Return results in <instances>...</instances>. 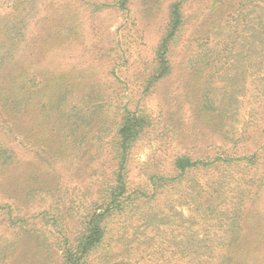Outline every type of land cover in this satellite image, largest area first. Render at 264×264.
Instances as JSON below:
<instances>
[{
	"label": "rangeland",
	"instance_id": "374dc122",
	"mask_svg": "<svg viewBox=\"0 0 264 264\" xmlns=\"http://www.w3.org/2000/svg\"><path fill=\"white\" fill-rule=\"evenodd\" d=\"M53 1L54 8L43 4L36 14L53 12L55 17L48 23L35 20L30 26L35 35L40 29L59 32L54 39L56 45L43 55L41 66L66 73L72 81L69 92L73 97L79 90L92 87L103 95L102 107L108 115L104 131L107 138L114 133L118 106L127 104L130 109L144 110L150 116V126L130 151V187L146 186L150 174L156 171L171 172L178 154L188 153L195 159H212L217 155L232 159L230 166L220 163L192 171L180 186L183 188H171L168 197L176 201L185 191L219 186L216 178L228 176L229 172L235 179L231 181L234 198L239 189L248 194L257 189L258 203L244 215L247 226L241 234L249 236L251 242L257 241L251 244L260 245L253 257L264 264V96H253L256 91L251 72L245 77L244 89H239L235 76L225 73L228 65L224 59L217 63L220 73L213 79L209 77V66L191 61L196 59L198 43L218 50L226 46L228 31L224 25L230 17H215L212 12L234 13L240 0H186V25L169 53L171 72L149 90L145 82L155 66V50L166 31L170 5L175 0H130L126 10L114 7L115 0ZM105 1L111 7L95 10V3ZM262 2L256 6H264ZM263 10L264 7L254 9L261 14ZM195 29L199 32L194 33ZM208 98L219 102L217 113L209 115L211 111H202ZM96 116L94 113L93 117ZM66 134V128L57 131V147L64 151L56 158L30 142L11 141L17 156L12 167L0 171V201L7 205L0 208V264H62L58 239L61 234L54 222H60L61 217L66 219L72 237L73 214L86 213L99 187L114 175L116 166L109 144L88 152V148L76 149L73 137L67 146H60ZM19 177H23L28 192L22 200L15 201V188L11 185ZM166 200L161 196L158 203L163 206L169 203ZM191 207L178 204L187 215ZM249 207L247 202L246 211ZM21 218L29 225L27 233L16 232L8 220L19 223ZM254 225L261 236L253 235ZM105 251L96 255L97 262ZM152 262L150 255L144 254L137 264ZM119 264L125 261L120 259Z\"/></svg>",
	"mask_w": 264,
	"mask_h": 264
},
{
	"label": "trees",
	"instance_id": "16d2710c",
	"mask_svg": "<svg viewBox=\"0 0 264 264\" xmlns=\"http://www.w3.org/2000/svg\"><path fill=\"white\" fill-rule=\"evenodd\" d=\"M129 2L115 0L113 6L126 10ZM258 2L260 0H240L235 12L230 14L220 10L212 12L215 17H230L224 25L228 43L220 50L209 45L204 48L198 43L196 59L191 60L209 66L212 72L209 77L213 79L220 73L217 63L224 59L228 65L225 73L235 76V85L241 90L245 77L251 72L254 97L264 96V14L254 11L264 6H256ZM43 4L46 8L55 5L53 0H0V171L6 172L7 166L12 167L17 156L12 140L30 142L55 158L62 156L64 148L57 147L56 134L63 128L69 130V134L64 135L60 146H67L73 137L76 149L88 148V152L109 144L116 166L112 178L106 179L97 190L87 212L81 216L73 214L72 237L66 219L61 217L60 222H54V228L61 234L58 237L61 263L119 264L121 259L125 264H137L142 255L149 254L154 264H248L250 260L261 264L253 257L260 245L252 246L257 241L251 242L249 236L241 234L247 226L244 215L258 203L257 189H251L250 194L239 189L234 198L231 181L235 179L229 172L228 176L215 177L219 186L209 185L207 190L198 184L202 188L180 193L176 200L179 203L168 197L171 188H183L180 186L192 171L220 163L230 166L232 159L226 160L220 155L195 159L188 153L178 154L171 172L156 171L150 174L146 186L130 187V151L150 126V116L144 110L130 109L127 104L118 106L114 133L111 138L104 136L108 115L102 107L103 95L92 87L79 90L73 97L69 92L72 81L66 73L41 66L43 55L53 49L54 39L59 35V32L43 29L36 35L31 33L30 26L35 20L48 23L55 17L53 12L43 16L36 14ZM185 4L186 0H175L170 5L169 22L155 50V66L145 82L147 90L171 72L169 53L186 25ZM94 7L101 10L111 4L105 1L95 3ZM195 30L194 33L199 32ZM224 79L229 80L227 76ZM217 103L208 98L207 103L201 105L202 111H211L209 115L217 113ZM17 179L11 185L15 188L12 195L15 201L22 200L28 192L23 186V177ZM161 196L169 203L161 206L158 203ZM247 202L250 207L246 211ZM178 204L192 206L189 214L180 210ZM6 206L0 201V208ZM9 215L12 217V213ZM8 220L16 232H28L25 218L19 223ZM257 227H251L253 235L261 236ZM104 250L97 262L96 255Z\"/></svg>",
	"mask_w": 264,
	"mask_h": 264
}]
</instances>
